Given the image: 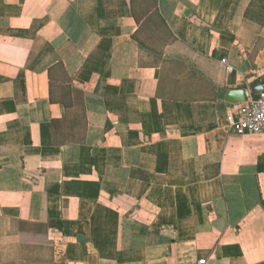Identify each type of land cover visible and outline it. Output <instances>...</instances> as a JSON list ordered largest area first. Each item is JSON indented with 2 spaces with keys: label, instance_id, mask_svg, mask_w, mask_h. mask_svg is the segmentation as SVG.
<instances>
[{
  "label": "crops",
  "instance_id": "1",
  "mask_svg": "<svg viewBox=\"0 0 264 264\" xmlns=\"http://www.w3.org/2000/svg\"><path fill=\"white\" fill-rule=\"evenodd\" d=\"M258 80L264 0H0V264H264Z\"/></svg>",
  "mask_w": 264,
  "mask_h": 264
},
{
  "label": "built area",
  "instance_id": "2",
  "mask_svg": "<svg viewBox=\"0 0 264 264\" xmlns=\"http://www.w3.org/2000/svg\"><path fill=\"white\" fill-rule=\"evenodd\" d=\"M232 69L228 67V72ZM245 102L237 110V118L232 125V133L237 136L262 135L264 136V92L253 96L248 90L245 92ZM205 260L199 264H205Z\"/></svg>",
  "mask_w": 264,
  "mask_h": 264
},
{
  "label": "water",
  "instance_id": "3",
  "mask_svg": "<svg viewBox=\"0 0 264 264\" xmlns=\"http://www.w3.org/2000/svg\"><path fill=\"white\" fill-rule=\"evenodd\" d=\"M249 90L253 96H257L259 94H262L264 92V86L261 80L256 81L253 83ZM226 102L232 104V105H239L243 102H245V90L244 89H236V90H230L226 93L225 96Z\"/></svg>",
  "mask_w": 264,
  "mask_h": 264
}]
</instances>
